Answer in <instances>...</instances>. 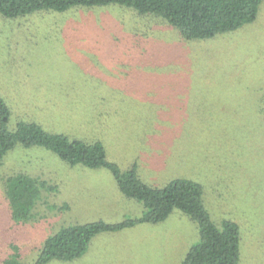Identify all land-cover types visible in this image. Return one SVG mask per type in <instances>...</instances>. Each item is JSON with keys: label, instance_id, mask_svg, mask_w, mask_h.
Instances as JSON below:
<instances>
[{"label": "rangeland", "instance_id": "obj_1", "mask_svg": "<svg viewBox=\"0 0 264 264\" xmlns=\"http://www.w3.org/2000/svg\"><path fill=\"white\" fill-rule=\"evenodd\" d=\"M0 96L10 129L35 121L99 140L108 160L122 171L135 163L153 186L198 181L213 221L240 227L238 264H264V0L252 22L197 40L116 6L0 15ZM18 172L55 185L23 225L10 219L3 191ZM141 211L107 168L17 145L0 165V260L15 244L30 264L62 226ZM197 240L196 223L175 209L163 221L98 233L80 257L46 264H179Z\"/></svg>", "mask_w": 264, "mask_h": 264}, {"label": "trees", "instance_id": "obj_2", "mask_svg": "<svg viewBox=\"0 0 264 264\" xmlns=\"http://www.w3.org/2000/svg\"><path fill=\"white\" fill-rule=\"evenodd\" d=\"M262 0H0V15L16 18L36 11L64 12L71 8L116 6L132 9L139 16L164 20L186 40L214 37L234 31L252 22ZM10 109L0 96V165L5 154L20 145L40 146L55 153L70 166L104 167L111 171L121 193L142 205L141 214L110 223L103 220L75 223L60 227L48 235L30 264H46L51 260L69 261L83 255L92 238L101 232H115L139 223L165 220L175 209L194 221L198 240L193 243L179 264H238L241 232L237 222L223 219L218 226L203 200L202 185L186 177H176L163 186L144 182L137 165L122 171L108 160L101 141H86L64 132H52L35 121H17L9 128ZM55 185L36 176L18 172L3 180L8 214L15 224L36 221L33 209L43 189ZM10 252L0 264H23L19 247L10 245Z\"/></svg>", "mask_w": 264, "mask_h": 264}]
</instances>
